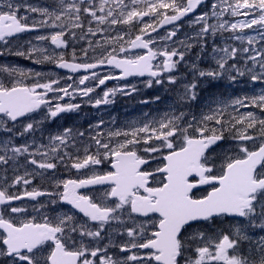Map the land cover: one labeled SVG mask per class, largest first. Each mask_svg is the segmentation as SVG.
I'll use <instances>...</instances> for the list:
<instances>
[{"label": "snow or ice", "instance_id": "snow-or-ice-1", "mask_svg": "<svg viewBox=\"0 0 264 264\" xmlns=\"http://www.w3.org/2000/svg\"><path fill=\"white\" fill-rule=\"evenodd\" d=\"M184 17L197 30L175 40L176 22ZM164 25L173 27L154 37ZM40 29L54 31L36 35V41L65 50L72 44L71 60L65 51L31 41L27 49L12 48L21 33ZM224 33L242 46L214 43V67L188 64L185 57L193 48L199 47V59L208 39ZM97 36L103 42L89 39ZM158 40L171 45L153 47ZM79 41L87 47L78 57ZM0 44V57L90 73L78 78L83 88L57 86L60 81L44 79V73L0 64V133L6 134L0 138V264H264V88L213 98L206 111H192L202 83L223 80L235 86L247 77L264 85V0H56L53 8L0 0ZM138 49L143 52H134ZM182 62L190 67L191 80L176 75ZM104 67L119 75L96 71ZM145 76L149 88L166 84L165 90H176L161 117L107 131L102 120L85 131L64 128L49 136L47 145L16 142L44 121L81 107L53 100L76 92L90 97L106 81ZM136 91L131 82L109 88L93 106L113 103L117 92ZM49 93L62 95L49 98ZM159 100L157 95L141 102ZM86 136L81 148L77 139ZM21 157L34 166L22 175ZM61 165L75 176L54 179L51 190L28 188L36 176L54 175ZM29 202H35L31 211Z\"/></svg>", "mask_w": 264, "mask_h": 264}, {"label": "rangeland", "instance_id": "rangeland-1", "mask_svg": "<svg viewBox=\"0 0 264 264\" xmlns=\"http://www.w3.org/2000/svg\"><path fill=\"white\" fill-rule=\"evenodd\" d=\"M47 0H16L17 3H21V4H30L33 7H48ZM55 1L54 3V7L56 5V0H52ZM206 10V9H205ZM201 11V10H200ZM199 11V12H200ZM198 12V13H199ZM23 9H21V15H23ZM29 16H34L36 19H39V15L35 14V13H29ZM236 19V18H233ZM239 19H242L239 18ZM189 21V20H188ZM188 21L184 22L183 24L179 25V31L177 32V36L173 39L175 40H183L185 39V37L187 36H191L195 33V31L197 30L195 27H192L189 25ZM215 22V21H213ZM44 32L40 33L39 35L43 34V35H48L50 34L52 31V29H43ZM77 33H79L80 30H76ZM246 33L249 35H256V33H254L252 30H246ZM166 34V31L158 34L157 36H163ZM106 35H114V33H106ZM232 33H224L223 35L217 34V36L213 39V38H209L208 39V47L207 50L204 52V54L202 56H200L199 59H197V53H199L200 49L199 47H195L191 50V52H189L185 59L188 62V64L195 62L197 63L198 67L202 69L201 66H204L205 69H207V67H214V61L212 59V56L214 55L211 52V48L213 46V44L215 43V45L218 46H224L225 44H231L233 46L236 47H241L242 45H240V42L238 41H234V40H228L226 39L227 37L231 36ZM155 36V37H157ZM35 36H30L27 37L26 39H24L21 44L23 45V47H25V45H27V48H29L31 45L28 43V41H31L32 44H36L38 46H44V47H48L50 50H55L56 52H61V51H65L67 54L65 56V58H68L71 60V51H72V47L73 45L70 44L69 49L65 50V49H60V50H56L53 49L54 47L48 42V41H36L34 39ZM65 39H68V37L66 36ZM89 39H99L101 40V42H103V37L97 36V37H89ZM19 43H13L12 44V48L17 47L18 45H21ZM166 45H171V42H165L162 40H158L157 44H155V47H163ZM87 47L86 42L84 41H79L76 42L74 44L75 50H76V54L77 56H81V52L80 49L81 47ZM176 47L180 48L181 51H183L184 49L182 47H180L179 44L175 45ZM246 46V45H243ZM260 45H257V47H259ZM91 54V53H90ZM9 55H5L0 57V64H9L8 61ZM239 64H243V59H240ZM208 63V66L207 64ZM188 64L185 63H181L179 64L181 69H188L191 73V69L188 66ZM14 66L20 67L22 69H24L25 71H28V67L24 68L23 66H18L15 63L12 64ZM41 66L40 69L38 70H33L35 72H41L46 74L45 76H47L49 79H58L60 81V85L57 86H67L69 84H72L73 87H80V85L78 84V79L75 80H68L66 77H61L56 75L52 70H51V66L52 63L50 62H44L42 64H39ZM184 70H179V68L177 67L176 70V75L181 76V72ZM4 77L0 76V79H3ZM46 78V79H48ZM36 79V77H31L29 79H25V83L31 84L33 82V80ZM192 79V78H191ZM190 79V80H191ZM219 82V81H218ZM221 82L224 83L225 88L227 90V92L224 94V96L219 98H223V99H230V98H234L236 96H242L244 94H248V95H252L255 93H259L261 88H264V85H260V84H252L251 81L248 80L247 77L244 78H240L237 82V85L233 86L231 84H229L226 81L221 80ZM92 83V81H89L87 85H90ZM136 83V82H135ZM134 83V84H135ZM122 85L116 84L112 87L109 88H116ZM140 88H137V91L135 92V95H132L130 98L127 97V99L129 100V102H121L118 99L114 100V97H112L113 99V103L108 104V105H104L101 104L99 107H94L93 103L95 99L101 98L103 95V91L107 90L109 88H104L101 89V91H98L99 89H96L93 93L90 94V97H83L79 92H76L74 95L72 96H65L63 100L60 101H56L53 100V104L55 103H60V104H68V103H72V104H80V108L77 111H73V112H67V113H61L60 116H58L57 118H55L54 120H50V121H44L41 125H39L37 131L34 134H29L26 137H17L16 142L19 143H23L25 139L28 140L29 143L32 142L33 139H35L36 141V145L39 144H44L47 145L49 143V136L52 135H56L60 132L63 131L64 128H72L74 130H80V131H85L89 129L90 125H95L97 124L99 121H104V125H103V130L107 131L108 129H112V128H126L129 125H131L133 122H137V123H142L143 121L150 119L152 117H161L166 111H168L169 106L173 103V101L175 100V95H176V90L174 88H168V90H165L167 85H153V87L149 88L146 86L145 81L142 80L141 83L139 84ZM83 88V87H80ZM73 90L70 88L69 92L71 93ZM119 92H117L116 94H118ZM57 95H62L61 93H49V98H52L54 96ZM160 96V100L156 101L154 103H142L141 101L144 100H153V98L155 96ZM91 99V103L89 102V100ZM213 98H207V96H203V95H199V98L196 102H194L193 107H192V111L199 114L200 110L203 108L205 111L206 109V105L212 100ZM187 110V109H185ZM249 109H241V111H248ZM118 113L124 115L125 118H121L120 121H123L120 124L114 125V122H116L119 118H118ZM147 114V115H146ZM37 119H40L39 115H35ZM6 134L0 133V138H3V136H5ZM83 140L85 141V143H87V136L86 137H80L77 139V145L80 146L82 148V145L79 144V141ZM31 150H35V145L33 146V148ZM68 151H74L73 149L69 148ZM82 154V151H81ZM36 159H42V157L37 156ZM19 163L22 164L23 166L19 168V173L18 174H24V172L27 171H32L34 166L27 164L26 161L24 160L23 157L20 158ZM40 171V170H37ZM9 177H11L13 175L12 170L10 169L8 172ZM45 176L47 178H41L39 176H36L33 179V184L29 185L28 188L30 189L32 186H36L38 188H48V187H52V183L54 179H60L61 175H57L54 174L49 171L46 172ZM30 210V209H29ZM31 211V210H30ZM35 214V213H33ZM112 251H118L116 249H113Z\"/></svg>", "mask_w": 264, "mask_h": 264}, {"label": "flooded vegetation", "instance_id": "flooded-vegetation-1", "mask_svg": "<svg viewBox=\"0 0 264 264\" xmlns=\"http://www.w3.org/2000/svg\"><path fill=\"white\" fill-rule=\"evenodd\" d=\"M40 30H43V29H40ZM27 46V45H26ZM25 46V47H26ZM25 47H24V49H25ZM39 65V64H38ZM98 72H103L102 73V75H104V74H109V73H114L112 70H103V71H98ZM88 75H90V74H88ZM82 76V75H81ZM80 76H76V77H73V78H79ZM87 83V82H86ZM115 83H119V82H117V81H114V82H112V83H109V84H107V85H113V84H115ZM55 172L56 173H59L61 176H60V179H66V178H68L69 176H75V172H74V170L72 171V172H68L67 173V171L64 169V167L61 165V167H59V168H57L56 170H55ZM41 189H43V190H49L48 188H41ZM84 192H91V190H88V191H84ZM97 195H98V193H97ZM40 200H47V197H44V198H42V199H40ZM58 208L60 209V210H68L67 208H65V207H62V206H58ZM29 209L31 210V204H29Z\"/></svg>", "mask_w": 264, "mask_h": 264}, {"label": "water", "instance_id": "water-1", "mask_svg": "<svg viewBox=\"0 0 264 264\" xmlns=\"http://www.w3.org/2000/svg\"><path fill=\"white\" fill-rule=\"evenodd\" d=\"M193 15V14H192ZM185 18H187V17H184V18H182L180 21H177L176 22V24L177 23H180L181 21H183ZM170 26H173V25H164L163 27H159L158 28V31L157 32H159V31H161V30H163V29H166V28H169ZM157 32H154V33H152V35L153 34H155V33H157ZM135 51H143V50H134V52ZM104 68H109V67H104ZM56 69L58 70V71H61V72H65V73H70V74H77V73H84V72H77V73H71V72H69L67 69H60V68H58V67H56ZM117 72H119V70H117V69H115ZM130 78V77H129ZM137 78H149V77H147V76H145V77H137ZM98 187V186H97ZM66 206H68V205H66ZM70 207V206H69Z\"/></svg>", "mask_w": 264, "mask_h": 264}]
</instances>
